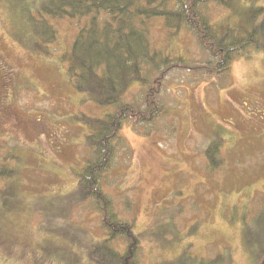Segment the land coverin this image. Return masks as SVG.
I'll list each match as a JSON object with an SVG mask.
<instances>
[{
    "label": "rangeland",
    "instance_id": "1",
    "mask_svg": "<svg viewBox=\"0 0 264 264\" xmlns=\"http://www.w3.org/2000/svg\"><path fill=\"white\" fill-rule=\"evenodd\" d=\"M14 2L0 0V190L15 191L9 207L0 199V264H97L89 251L104 234L77 190L89 152L76 118L113 109L74 90L61 61L83 21L49 20L57 41L43 55L18 41L29 34ZM250 5L264 0H239L236 10ZM230 12L204 9L216 26L238 16ZM148 28L153 49L207 58L186 31L171 39L160 18ZM159 102L151 124L123 125L101 180L113 212L133 223L141 264H255L244 232L264 238V49H247L220 80L172 70ZM213 140L218 169L204 155Z\"/></svg>",
    "mask_w": 264,
    "mask_h": 264
},
{
    "label": "trees",
    "instance_id": "2",
    "mask_svg": "<svg viewBox=\"0 0 264 264\" xmlns=\"http://www.w3.org/2000/svg\"><path fill=\"white\" fill-rule=\"evenodd\" d=\"M238 3L239 0H15L14 7L20 19L26 21L29 34L27 42L17 37L18 41L43 55H50L57 41V31L49 20L83 21L61 61L74 90L99 106L113 109L102 118H76L87 130L84 146L89 152L85 164L75 171L77 190L83 200L92 204L104 234L89 251L97 264H141L140 240L133 223L119 219L111 199L101 189V180L111 170L118 147L124 145L119 135L123 125L151 124L163 114L159 96L172 70L189 72L196 80H220L233 60L245 55L247 49H264V6L250 5L238 11ZM210 4L238 16L216 26L204 13ZM155 18L162 19L171 39L181 31L189 33L207 58L189 61L153 49L148 23ZM219 145L213 140L205 149L208 169L221 165ZM5 177V172H0V179ZM14 193L10 187L0 190L5 207H9L6 198H14ZM244 236L254 263L264 264L263 236L254 237L248 229ZM117 240L124 244L122 252L112 247Z\"/></svg>",
    "mask_w": 264,
    "mask_h": 264
}]
</instances>
